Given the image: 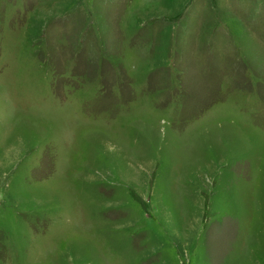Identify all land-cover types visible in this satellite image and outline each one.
<instances>
[{"label":"rangeland","instance_id":"obj_1","mask_svg":"<svg viewBox=\"0 0 264 264\" xmlns=\"http://www.w3.org/2000/svg\"><path fill=\"white\" fill-rule=\"evenodd\" d=\"M261 91L264 0H0V264H264Z\"/></svg>","mask_w":264,"mask_h":264},{"label":"trees","instance_id":"obj_2","mask_svg":"<svg viewBox=\"0 0 264 264\" xmlns=\"http://www.w3.org/2000/svg\"><path fill=\"white\" fill-rule=\"evenodd\" d=\"M245 90H247V91H251L250 88L245 89ZM257 95H258L259 101H260V103H261V107H264V97H263V95H262V91L259 92V93H257Z\"/></svg>","mask_w":264,"mask_h":264}]
</instances>
